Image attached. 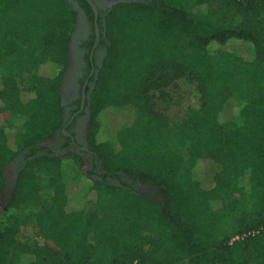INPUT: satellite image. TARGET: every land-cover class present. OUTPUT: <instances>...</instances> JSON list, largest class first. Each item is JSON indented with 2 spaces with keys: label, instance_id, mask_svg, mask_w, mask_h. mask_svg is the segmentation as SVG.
I'll use <instances>...</instances> for the list:
<instances>
[{
  "label": "trees",
  "instance_id": "16d2710c",
  "mask_svg": "<svg viewBox=\"0 0 264 264\" xmlns=\"http://www.w3.org/2000/svg\"><path fill=\"white\" fill-rule=\"evenodd\" d=\"M193 1L196 14L165 0L119 2L107 13V53L87 100L88 147L104 173H86L90 184H81L80 153L42 145L63 128L78 12L69 0H12L11 10L0 0V61L21 49V29L41 34L30 88L0 72V197L5 166L30 150L0 208V264H264V0ZM230 16L242 21L226 27ZM47 65L53 74L42 72ZM183 78L197 83L201 101L170 140L156 139L168 121L154 96ZM240 81L246 98L236 104ZM110 111L126 121L101 139ZM15 125L24 129L10 144L6 129ZM202 164L213 177L198 174ZM71 190L92 197L77 202ZM31 206L42 236L33 244L18 239Z\"/></svg>",
  "mask_w": 264,
  "mask_h": 264
},
{
  "label": "rangeland",
  "instance_id": "374dc122",
  "mask_svg": "<svg viewBox=\"0 0 264 264\" xmlns=\"http://www.w3.org/2000/svg\"><path fill=\"white\" fill-rule=\"evenodd\" d=\"M165 2L168 5H172L184 9L190 12L191 14H196L199 9L198 5L193 0H165ZM12 3H13L12 0H8V4H7L8 8H6L7 10L12 9L13 6ZM17 4L20 5L18 8L21 9V10L19 9L20 10L19 16L23 18L29 17L30 12L28 11L27 6L23 7L24 5L21 2H18ZM262 20L264 21V16ZM241 21L242 18L240 17L230 16L227 19H225L222 23L226 27H234L236 24H238ZM20 33H21V42H22L21 49L18 50L17 53L11 57H3V60L0 61V72H2V74L15 75L16 77H18L20 85L24 89L26 88L28 89L31 87L30 78L34 70L31 58L39 50V47L41 45V34L39 31L34 29H21ZM73 67L74 66H70V68L67 67L66 72L68 69L69 71L70 69L73 70L74 69ZM42 72L44 74L51 75L55 72V69L52 66L47 65L43 67ZM244 84L245 83L243 81H240L238 82V84L233 85L234 92L236 94L234 96V103L236 104H240L242 102V99L246 98V86H244ZM72 86L73 85L68 81L66 82L64 81L61 86V94H62V102H63L62 105L65 106V109L68 105V100L72 99L71 96L73 90ZM166 92L167 95L165 97H160L158 94H155L154 96V109L156 111L163 113L166 116L168 121V126L164 130H160V131L157 130L156 132H154L153 137L156 139H161L163 141L170 140L172 128H174L180 122L184 121L188 111L193 107H197L201 101V96L197 89V83L195 81H189L188 78L178 79L177 81H175L166 88ZM67 96H69V99L67 98ZM24 97L27 98L28 94L25 93ZM228 112L231 113L230 107ZM105 120H106V125L105 127H103L101 131V135H100L101 139L113 138L115 136L118 127L126 121L125 118L121 117L119 113L113 111L108 112V114L105 116ZM87 128H88V122L86 121V119H83L82 136L83 134H85L86 140H87ZM23 129L24 127L22 125H15L11 128L6 129L10 144L14 143L16 135L18 136L23 131ZM54 143L57 142L46 140L42 143V145L45 144L48 145ZM255 148L256 147H253V149ZM25 150L26 149L18 151L16 157L13 160H11L9 163H7V165L4 168L5 184L1 192L0 208H2V205L9 200L16 186L18 175L20 171L25 167L26 162H23L22 164L20 163L21 165L15 164V161L18 159V157L19 156L21 157L22 154L24 155ZM68 151L79 152L73 149ZM68 151L61 150V151H57L55 154L58 156H63ZM81 156L84 159V163L81 167V170L84 173V175L86 173L87 174L93 173L92 170H97L96 173L103 171L101 162H98L99 164L97 163V166H94V163L90 159V155L86 157V155L83 156L81 154ZM227 170L228 173L231 171L230 165L227 166ZM198 174L202 176L203 175L205 176L210 175L212 177L214 176V172L209 171L203 164L202 166L199 165ZM82 178H83V182H81V184L83 183L90 184V180L88 179L87 175H85L84 177L82 176ZM94 178L99 179L96 176H94ZM110 182H114V184H116L115 179H110ZM135 186L141 191L149 192L154 196L161 197L159 196L158 191L156 189L148 188L146 186L139 184L138 182L135 183ZM70 194H71L70 195L71 198L75 199V201L77 202H81V201L83 202L85 201V199L92 197L91 193H89V195L87 194L88 196L87 195L81 196L80 194H77L72 190ZM105 196L106 195L104 194L103 202L104 204H107L109 202V197H105ZM35 212H36L35 207L31 206V207L23 208L21 212L22 225L19 227V231H18V239L20 242H26L30 244L41 242L42 236L39 230L37 229L36 225L33 223L34 221L33 215L35 214ZM224 227L227 231L233 230L234 227L233 221L227 220L224 223Z\"/></svg>",
  "mask_w": 264,
  "mask_h": 264
},
{
  "label": "flooded vegetation",
  "instance_id": "af4514ba",
  "mask_svg": "<svg viewBox=\"0 0 264 264\" xmlns=\"http://www.w3.org/2000/svg\"><path fill=\"white\" fill-rule=\"evenodd\" d=\"M69 1L78 12L77 27L72 38L68 66V68L74 66V69H70V71L68 69L64 78L65 82L68 81L73 85L72 99L68 100L61 132L58 131L51 139V141L57 143L45 144V146H49L55 153L61 150L73 149L79 151L80 155H86V157L90 155V159L95 166L96 160L87 146L86 136L85 134L82 136V122L83 119L89 122V102L87 100L107 53L105 17L115 4L113 0ZM88 6L93 10V18L88 13ZM67 98L69 99V96ZM29 153L30 150L26 149L24 155L19 156L15 164L21 165L26 162L25 157ZM93 171L95 174H99L100 176L96 177L102 180L101 175L104 171L98 173H96L97 170ZM123 180L133 183L126 176H123Z\"/></svg>",
  "mask_w": 264,
  "mask_h": 264
},
{
  "label": "water",
  "instance_id": "95a60500",
  "mask_svg": "<svg viewBox=\"0 0 264 264\" xmlns=\"http://www.w3.org/2000/svg\"><path fill=\"white\" fill-rule=\"evenodd\" d=\"M137 1H140V2H143V1H145V0H113V3L114 4H117V3H119V2H124V3H131V2H137ZM91 2V1H90ZM91 4H92V2H91ZM65 78V77H64ZM63 82H64V80H63ZM63 82H62V84H63ZM62 86V85H61ZM63 103V102H62ZM111 184H114V182H110ZM117 183V182H116Z\"/></svg>",
  "mask_w": 264,
  "mask_h": 264
},
{
  "label": "built area",
  "instance_id": "2783aa9c",
  "mask_svg": "<svg viewBox=\"0 0 264 264\" xmlns=\"http://www.w3.org/2000/svg\"><path fill=\"white\" fill-rule=\"evenodd\" d=\"M256 232H258V231H256ZM256 232H253V234H255Z\"/></svg>",
  "mask_w": 264,
  "mask_h": 264
}]
</instances>
